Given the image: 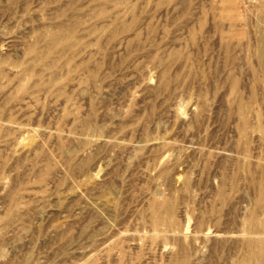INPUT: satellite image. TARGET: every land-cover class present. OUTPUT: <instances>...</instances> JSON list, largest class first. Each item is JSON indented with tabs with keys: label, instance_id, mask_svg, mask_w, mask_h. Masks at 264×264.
<instances>
[{
	"label": "rangeland",
	"instance_id": "rangeland-1",
	"mask_svg": "<svg viewBox=\"0 0 264 264\" xmlns=\"http://www.w3.org/2000/svg\"><path fill=\"white\" fill-rule=\"evenodd\" d=\"M62 16L77 45L53 62L41 43L29 73ZM261 46L264 0H0V264L239 260L264 186ZM164 199L173 221L153 223Z\"/></svg>",
	"mask_w": 264,
	"mask_h": 264
},
{
	"label": "bare ground",
	"instance_id": "bare-ground-1",
	"mask_svg": "<svg viewBox=\"0 0 264 264\" xmlns=\"http://www.w3.org/2000/svg\"><path fill=\"white\" fill-rule=\"evenodd\" d=\"M79 24L80 20L77 18L62 16V19L56 24L46 27L42 32L36 33L35 41L28 47L29 51L33 53V57L31 58V63L25 65L26 70L29 73L34 72L36 65L41 62V43L45 46V52L52 55L51 60L53 62L62 57L67 50L73 49L77 45ZM259 50V55L263 58L264 46H261ZM83 65L84 63L81 64V67ZM93 76L94 73L90 72L87 78ZM37 83L40 87L45 86L44 81L41 79ZM239 110L244 120L246 118V108L239 105ZM260 186L261 197L256 200L254 209L247 217V231L243 240L246 249L244 251L246 252L234 264H264V219H260L257 214L258 210L264 209V186ZM150 206L153 223L157 224L161 220L173 221L171 214L174 208V200H153ZM172 264H179V262L175 259Z\"/></svg>",
	"mask_w": 264,
	"mask_h": 264
}]
</instances>
